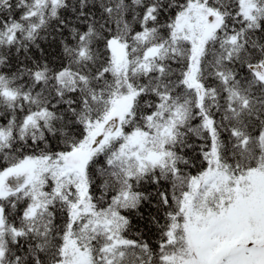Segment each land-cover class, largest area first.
Listing matches in <instances>:
<instances>
[{"label": "snow or ice", "instance_id": "obj_1", "mask_svg": "<svg viewBox=\"0 0 264 264\" xmlns=\"http://www.w3.org/2000/svg\"><path fill=\"white\" fill-rule=\"evenodd\" d=\"M0 264H264V0H0Z\"/></svg>", "mask_w": 264, "mask_h": 264}]
</instances>
